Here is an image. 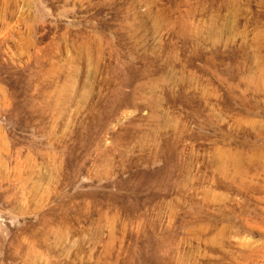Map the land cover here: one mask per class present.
Listing matches in <instances>:
<instances>
[{"label": "rangeland", "instance_id": "1", "mask_svg": "<svg viewBox=\"0 0 264 264\" xmlns=\"http://www.w3.org/2000/svg\"><path fill=\"white\" fill-rule=\"evenodd\" d=\"M0 264H264V0H0Z\"/></svg>", "mask_w": 264, "mask_h": 264}]
</instances>
